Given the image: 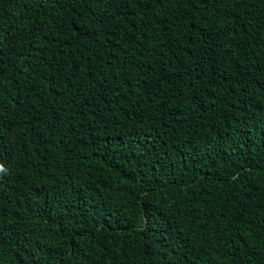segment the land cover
<instances>
[{"label":"trees","instance_id":"1","mask_svg":"<svg viewBox=\"0 0 264 264\" xmlns=\"http://www.w3.org/2000/svg\"><path fill=\"white\" fill-rule=\"evenodd\" d=\"M0 264H264V0H0Z\"/></svg>","mask_w":264,"mask_h":264}]
</instances>
